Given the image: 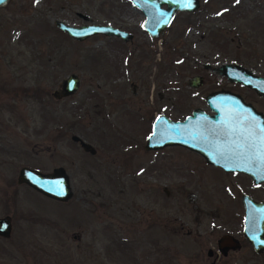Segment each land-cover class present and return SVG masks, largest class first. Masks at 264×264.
<instances>
[{
	"label": "rangeland",
	"instance_id": "obj_1",
	"mask_svg": "<svg viewBox=\"0 0 264 264\" xmlns=\"http://www.w3.org/2000/svg\"><path fill=\"white\" fill-rule=\"evenodd\" d=\"M199 1L159 37L148 35L130 0L0 5V216L12 224L0 236V264H264V250L242 232L241 201L242 193L262 200L264 182L183 146L144 147L156 115L210 111L205 95L221 87L264 113V95L218 70L238 63L264 75V0ZM57 19L108 23L133 38L78 40ZM70 73L77 89L54 96ZM194 74L203 76L196 87L188 83ZM23 165H62L72 196L59 201L18 183ZM223 233L241 246L222 254Z\"/></svg>",
	"mask_w": 264,
	"mask_h": 264
},
{
	"label": "water",
	"instance_id": "obj_2",
	"mask_svg": "<svg viewBox=\"0 0 264 264\" xmlns=\"http://www.w3.org/2000/svg\"><path fill=\"white\" fill-rule=\"evenodd\" d=\"M7 0H0L3 5ZM144 14L143 28L151 37H159L178 11H194L199 0H130ZM55 24L71 37L83 40L94 34L115 35L124 40L132 34L125 29L108 23H85L73 25L63 20ZM232 81L240 82L264 95V75H259L238 63H223L219 69ZM203 76L194 74L188 83L198 86ZM79 85V77L70 73L61 81L60 91L53 95L60 97L74 92ZM210 111L195 107L182 119H172L164 113L154 117L151 132L146 138V149H159L166 145H179L203 156L206 162L224 171L242 172L249 175L254 183L264 182V167L260 158L264 156V141L260 139L259 126H264V113L257 110L237 92L220 88L205 95ZM252 129L254 138L247 140L246 130ZM155 133V135H153ZM81 148L95 153V147L78 134L70 135ZM17 182L27 184L37 192L59 201H66L72 194L70 177L62 165L50 171L23 165L19 168ZM60 185L62 187H56ZM52 189V190H49ZM244 211L242 232L255 251L264 250V199L256 200L242 193ZM12 224L9 215L0 216V236L11 235ZM241 246L232 234L223 233L217 239V248L222 254ZM208 249V255H212Z\"/></svg>",
	"mask_w": 264,
	"mask_h": 264
},
{
	"label": "snow or ice",
	"instance_id": "obj_3",
	"mask_svg": "<svg viewBox=\"0 0 264 264\" xmlns=\"http://www.w3.org/2000/svg\"><path fill=\"white\" fill-rule=\"evenodd\" d=\"M236 2L239 3V0H236ZM259 134H260V139L264 141V126H259ZM153 135H155V133H153ZM242 135H245V138L247 140H251L254 138L255 133L252 129H248L246 130L245 133H242ZM260 163H261V166L264 167V156L260 158ZM56 187H62V186L57 185ZM49 190H52V189H49Z\"/></svg>",
	"mask_w": 264,
	"mask_h": 264
},
{
	"label": "flooded vegetation",
	"instance_id": "obj_4",
	"mask_svg": "<svg viewBox=\"0 0 264 264\" xmlns=\"http://www.w3.org/2000/svg\"><path fill=\"white\" fill-rule=\"evenodd\" d=\"M186 12H188V11H186ZM144 21V20H143ZM171 23V22H170ZM142 26H143V23H142ZM127 31V30H126ZM146 31V30H145ZM130 32V31H129ZM147 32V31H146ZM131 33V32H130ZM132 34V33H131ZM149 35V34H148ZM109 36H113V37H117V38H120V39H122L121 37H118V36H115V35H109ZM131 38H133V34H132V36H131ZM130 38V39H131ZM122 40H124V39H122ZM125 41V40H124ZM227 77V76H226ZM232 84H239V85H241V86H244V87H247L246 85H243V84H241L240 82H233ZM221 88H223V87H221ZM228 89H230V88H228ZM232 90V89H231ZM234 91V90H233ZM235 92V91H234ZM241 95V94H240ZM242 97H243V95H242ZM244 98V97H243ZM244 100L245 101H247L245 98H244ZM254 106V105H253ZM255 107V106H254ZM256 108V107H255ZM257 109V108H256ZM263 199H264V197H263Z\"/></svg>",
	"mask_w": 264,
	"mask_h": 264
}]
</instances>
